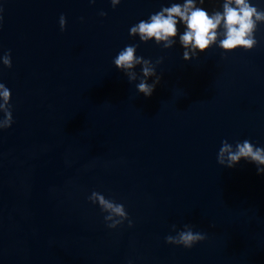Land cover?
<instances>
[{"label":"water","instance_id":"obj_1","mask_svg":"<svg viewBox=\"0 0 264 264\" xmlns=\"http://www.w3.org/2000/svg\"><path fill=\"white\" fill-rule=\"evenodd\" d=\"M184 2L0 0L14 117L0 130V264H264V174L217 160L224 140L264 147V23L253 49L217 44L191 61L179 35L170 49L130 35ZM127 45L163 61L151 97L113 63ZM93 191L124 204L133 226L107 227ZM185 224L207 238L168 244Z\"/></svg>","mask_w":264,"mask_h":264},{"label":"clouds","instance_id":"obj_2","mask_svg":"<svg viewBox=\"0 0 264 264\" xmlns=\"http://www.w3.org/2000/svg\"><path fill=\"white\" fill-rule=\"evenodd\" d=\"M94 3L95 0H92ZM121 3V0H111L113 8ZM205 0H185L183 4L172 3L170 7H163L160 11L150 15L147 20H140L130 27L131 36H139L140 40L147 43L154 40L156 44H162L164 48L170 49L176 43L179 35L180 44L185 51L183 59L191 61L217 45L225 52H232L238 48L251 50L256 47L258 41L255 33L258 25L264 23V9L254 5L251 0H223L222 11L216 10L211 14L203 7ZM100 15H107L101 12ZM183 23L185 30L179 33L178 24ZM61 30L67 27V19L61 15ZM138 45L125 46L114 58V65L123 71L130 82L139 80L136 88L139 93L146 97H151L160 84L162 76L157 74V65L162 60H157L154 64L152 60L145 59L137 55ZM4 66L12 67L11 51L0 57ZM137 66H141V75L135 71ZM155 78L149 83L150 78ZM12 92L4 84L0 83V130L12 127L14 123ZM218 163L221 166L234 168L241 160L254 163L257 166L258 174H264V147H258L249 140L236 142L235 146L227 140L222 142L217 155ZM93 204H98L102 212L106 213L104 220L107 227L116 229L125 221L129 227L133 226L126 207L122 203L109 199L98 191H93L89 196ZM175 231V225L173 226ZM206 235L193 231V226L185 224L183 230L177 232L175 236L168 235L165 239L168 244L183 246L191 249L198 243L206 239Z\"/></svg>","mask_w":264,"mask_h":264}]
</instances>
